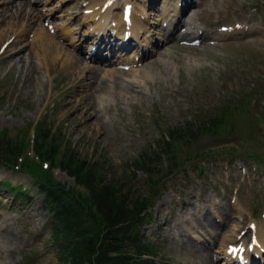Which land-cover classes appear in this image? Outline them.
I'll list each match as a JSON object with an SVG mask.
<instances>
[{
	"label": "rangeland",
	"instance_id": "obj_1",
	"mask_svg": "<svg viewBox=\"0 0 264 264\" xmlns=\"http://www.w3.org/2000/svg\"><path fill=\"white\" fill-rule=\"evenodd\" d=\"M88 1L91 0H48L46 7L39 5L40 12L53 16L37 20L34 29L55 36L56 41H61V34L59 31L56 35L49 33L48 25L67 23L73 30L84 32L87 30L84 5ZM116 1L122 4L123 0ZM160 1L159 6L164 3ZM198 2H204L197 7L200 11L195 16L201 27L219 29L224 25L233 28L247 24L264 29V0ZM6 17L8 15L0 17L1 21H7ZM4 28L1 23L0 30ZM7 35L0 39V130L13 141L24 140L28 144L38 125V145L56 143L57 161L64 158L66 152H72L80 159L101 166L108 180L132 182L144 193L148 192V174L134 165L144 151H157L159 143L169 140L170 129L185 127L189 122L198 123L223 110L231 114L226 122L195 140L188 138L185 143L170 140L179 166L172 175L163 176L165 182L161 184L165 189L152 210V223L146 224L142 232L157 246L160 253L157 264H194L190 254L177 243L182 244L187 237H174L175 225H188L192 229L189 234L194 245L210 248L213 244L215 264H224L225 247L219 248L222 237L212 243L214 239L197 230V214L193 215L189 202L197 203L198 214L209 208L212 215L209 218L215 220L217 213L220 217L236 213L240 221L231 222L227 233L244 228L254 219L264 224V160L257 163L252 156L255 152L264 153V36L250 34L242 39L199 46H184L180 41L166 43L156 56L151 52L136 71L123 74L122 80L133 82L139 80V73L147 74L149 80L142 78L139 83L134 82L147 96L136 98L124 94L122 89L109 88V97H105L106 93L99 87L90 91L80 83L82 76L90 72L81 71L82 75H77L57 63L50 74L40 67V72L31 76L29 87L26 73L21 74L17 68L9 71L11 46L6 49L4 44L14 34ZM66 43L64 45L71 50ZM19 44L21 40L12 43ZM24 49L21 55L26 58L30 50L28 46ZM89 50L90 47H86L85 54ZM31 58L37 62L34 56ZM106 69L96 71L97 78L112 79ZM85 103L94 107L98 120L90 116L92 110H82ZM40 126L49 131L52 138L44 141ZM26 156L33 168L41 166L59 184L76 187L74 178L64 169H50V163H42L33 152ZM160 161L158 176L166 172L168 164L165 156ZM4 183L12 186L7 188ZM13 186L23 187L22 198L17 196L18 191H14ZM190 194H193L192 199ZM44 197L45 192L30 172L13 170L0 163V218L12 217L15 248L14 259L0 260V264H59V251L50 234L52 219ZM207 197L212 200L206 201Z\"/></svg>",
	"mask_w": 264,
	"mask_h": 264
},
{
	"label": "trees",
	"instance_id": "obj_2",
	"mask_svg": "<svg viewBox=\"0 0 264 264\" xmlns=\"http://www.w3.org/2000/svg\"><path fill=\"white\" fill-rule=\"evenodd\" d=\"M230 117L231 114L223 110L198 123L189 122L185 127L170 129L169 140L159 143L157 151H144L134 165L148 174L147 193L134 189L124 180H108L101 166L80 159L72 152H66V158L57 161L59 150L56 143L37 145L41 161H49L51 167H62L75 177L78 185L85 188L84 191L76 187L66 188L52 179L51 174L41 166L30 171L39 179L40 188L45 192L44 202L52 219L50 234L59 251V264H157L154 257L158 254L157 249L147 240L141 228L149 220L148 210L158 193L157 185L161 179L157 169L159 160L164 154L171 155L172 164L166 174L173 172L179 165L174 144H171L173 141L195 140ZM39 130L44 141L50 137L49 131L41 129V126ZM21 149V143L13 141L5 131H0V163L14 167ZM23 167L29 170L32 166L25 162Z\"/></svg>",
	"mask_w": 264,
	"mask_h": 264
},
{
	"label": "bare ground",
	"instance_id": "obj_3",
	"mask_svg": "<svg viewBox=\"0 0 264 264\" xmlns=\"http://www.w3.org/2000/svg\"><path fill=\"white\" fill-rule=\"evenodd\" d=\"M109 0H94L93 4H89L85 9H93L92 10V16L95 18V16L99 15V20L94 19V30L97 31V33L102 32L104 36H106V39H109L110 37L116 36L118 40H123L124 39V33L126 32V29H128L126 26V23L123 19V8H122V15L119 16L118 14H115L113 12V5L109 6V8L105 11L102 10L103 5ZM131 0V6L132 4ZM139 1V0H138ZM144 3H138L140 7H143V14H140L138 18L136 17L135 12L133 11V25L129 28L130 31L134 34L135 37L139 36V30L144 29V34L147 36L146 40L144 43H141L143 48L147 45V47H152L155 49V46H152L151 44V31L154 30V28L150 29L151 26V18L145 19L143 18L144 15H149L150 14V6L155 8L156 3H158V0H143ZM180 1V0H179ZM124 3H129L124 2ZM179 3V2H178ZM177 4V3H176ZM174 4V5H176ZM99 5V8H98ZM195 6L193 3V0H186L185 3L179 7L177 5L174 9V14L171 20L173 21V24L177 22H182L185 13L189 9V7ZM124 7V6H123ZM172 7H170L167 10H171ZM138 11V10H137ZM51 13L48 14H40L38 8L34 5L31 4L30 0H0V17H4L5 15H8L6 17L8 20L6 21H1L0 18V25L1 23L5 25V28L1 31L0 30V39L6 38L8 36L7 34L13 33L14 39L12 40V43H18L21 40V45H11L10 47V54H9V60H8V66H9V71H13L15 68L21 73L25 74V80L28 82V86H31V80L33 74L39 73L40 72V67L46 68L47 71L50 74L52 66L60 64L63 68H69L71 71H74V74H81V71H87L89 74H86L82 76L80 79V83H84V85L88 88L89 90L92 91L94 88L99 87V89L102 92H105V97L109 94V88H114V89H122L124 94H130L132 97L136 98H144L147 95L138 88H136L135 83H139L140 79H146L149 80L147 77V74L144 73L141 74L139 73L138 81H131V80H122L123 74L125 71L119 70V69H114V70H107V73L112 76V79L106 80V79H100L97 78L96 71L102 69H97L91 67L86 61H85V56L80 57L75 51L77 50L75 45H72L74 49L70 50L68 47H66L64 42L61 41H56V37L53 35L48 34L47 32L43 30H38L34 29V25L36 24L35 22L37 20H40L42 18H49ZM187 14V13H186ZM78 16V12L76 14ZM195 14H192L188 19V22L190 23V26L194 24L193 20L195 17ZM176 16V17H175ZM106 21V22H105ZM115 22V26H113V23ZM92 26V25H90ZM34 29V30H33ZM156 32L160 31L161 34H164V29L162 28H156ZM114 30L117 31L115 35H113ZM73 29L68 27L66 24L61 26V33L64 37V40L69 39L71 33H73ZM112 32V34H111ZM32 33L31 35H29ZM173 41L178 37V33L180 35H185L180 31V29H177L176 31H173ZM207 35V33L205 34ZM83 36V35H81ZM84 40L81 41V44L78 46V49H81L83 47V42H89L95 36L94 32L93 33H87L84 35ZM25 37V38H24ZM30 37V38H29ZM62 37V38H63ZM24 39H26L25 42ZM19 39V40H18ZM72 39V38H71ZM97 39V38H96ZM169 39V36H168ZM18 40V41H16ZM97 42H104L103 36L99 35ZM26 43V44H25ZM122 45L130 46V41H125L124 44ZM14 46V47H13ZM29 47L30 53L28 54V57H23L21 53L25 50L24 47ZM114 50H116V44L113 45ZM121 48V47H120ZM17 49V50H14ZM117 51V50H116ZM115 51V52H116ZM160 49H158L156 52L158 53ZM80 53H82L80 51ZM32 56H34L37 59V62L31 60ZM156 56V53L154 54ZM16 58V61L14 60ZM97 55H94V59H97ZM127 59V58H126ZM152 60V59H151ZM150 60V61H151ZM95 61V60H94ZM130 61V59H129ZM127 60L124 62L126 63ZM158 62V61H157ZM153 63H156V59L153 61ZM134 69V68H133ZM50 79L49 81H51ZM83 81V82H82ZM107 81H110L107 82ZM92 84H95L92 85ZM84 97V96H83ZM109 100L108 98H106ZM81 100V99H80ZM105 100V98H104ZM94 107H91L88 103H85V107L82 109L84 112L92 110L90 113V116L92 118H95L98 120V115L97 113L93 110ZM70 109V107H66V110ZM193 193V192H192ZM189 198H193V194L189 195ZM212 197H207L206 201H211ZM189 206H191V212L194 214H197V230H200L202 234H205L206 236L212 237L215 239L217 242V238H220L221 234L223 233V228L225 225H229L230 221L232 220H239V216L236 214H229L227 216L219 217L220 220H225V223L222 225L221 223H218L217 220L219 218L215 217L217 220L214 219V217H210L211 211L210 209H204L201 210L200 213H196L198 206L197 203L195 202H189ZM211 208V207H210ZM217 215H220L217 213ZM212 216V215H211ZM11 219L12 217H3L0 218V260L7 261L8 259L13 260L15 257V248L13 247V228L11 227ZM191 225V224H190ZM181 225H175V228H178L177 230L174 228V237H182V239H185L187 237L186 243L180 244L177 242L179 245H182V247L185 249L186 253L190 254V259L194 264H215L214 263V257H213V251H211L210 248L208 247H201L200 245H194L192 243L191 237H190V230H192L188 225H182L185 227H180ZM173 230V228H171ZM253 229V228H252ZM256 234L259 238V241L262 243L261 245L264 246V227L262 225H256L255 227ZM227 232V231H226ZM189 235H188V234ZM232 236V240L235 239V236L233 234H230L229 237ZM206 240V239H205ZM234 242V241H233ZM231 242V243H233ZM239 242V241H237ZM190 245V246H189ZM245 253L248 255L249 259L253 255L249 251L248 248H246ZM226 258L228 259V264H230V257L226 254ZM226 259V260H227ZM9 260V261H10ZM8 261V262H9ZM252 264H258L255 260L252 261Z\"/></svg>",
	"mask_w": 264,
	"mask_h": 264
}]
</instances>
